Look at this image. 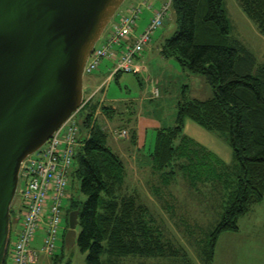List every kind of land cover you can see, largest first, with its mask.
Returning <instances> with one entry per match:
<instances>
[{
  "label": "trees",
  "instance_id": "16d2710c",
  "mask_svg": "<svg viewBox=\"0 0 264 264\" xmlns=\"http://www.w3.org/2000/svg\"><path fill=\"white\" fill-rule=\"evenodd\" d=\"M236 1L264 34V0ZM171 10L176 32L163 42L160 55L203 76L214 96L179 102L174 126L156 132L148 159L151 173L164 181L180 173L193 192L199 184L220 190L221 215L199 253L202 264H213L218 238L238 232V221L264 198V66L257 67L254 56L231 38L223 0H171ZM92 99L82 108L87 113L70 173L86 197L82 206L72 204L69 211H79L76 246L86 253V264L175 256L178 252L167 248L145 220L148 208L137 194H126L125 162L111 149L109 134L96 119L97 110L112 119V107ZM185 120L223 139L232 152L231 164L183 136ZM130 139L135 140L133 133Z\"/></svg>",
  "mask_w": 264,
  "mask_h": 264
},
{
  "label": "rangeland",
  "instance_id": "374dc122",
  "mask_svg": "<svg viewBox=\"0 0 264 264\" xmlns=\"http://www.w3.org/2000/svg\"><path fill=\"white\" fill-rule=\"evenodd\" d=\"M128 3L129 0H125L119 8L118 15L112 19L103 37L108 35L113 23L117 21L119 14L125 10ZM223 5L230 25L231 38L254 56L257 67L264 66V34L260 33L244 14L236 0H223ZM141 19H143V14ZM138 23L140 29L141 20ZM176 27L174 14L170 10L162 28L152 35L153 52L143 55L145 71L138 75L120 73L115 78L116 80L111 79L106 84L103 91L98 92V95L95 94V99L103 98L106 101L103 104L113 105L115 112L118 113L112 119L105 117L107 121L104 118L98 120L100 126L109 134L110 139L113 132L120 130L129 132L125 126L130 115L128 113L123 115L125 103L131 102V112H135L138 118L153 120L160 123L162 128H168L173 127L178 113V104L183 99L205 101L213 98V90L206 84L203 76L191 74L183 69L176 59H165L158 53L159 43L171 38L176 32ZM112 68V62L102 60L92 76H99L103 83L107 80ZM89 77L91 75L84 76L85 84ZM153 86L159 90V97L156 99H153L151 94ZM91 92L90 90L85 92V100ZM82 108L81 111L79 110L80 113L78 111L75 114L79 128L82 127L87 113V110ZM209 135L217 138L211 133ZM110 139L111 149L121 156L115 144L123 140L114 141L112 144ZM154 139V131L148 128L145 151H140L139 155L132 151L130 156H128V151L123 154V158L121 156L127 169L125 192L126 194H137L139 201L148 208L145 220L155 231V235H158L167 248L171 246L172 250L178 253L168 259L121 258L119 264H184L185 261H189L190 264H202L199 253L205 244L207 231L215 225L222 211L219 206L220 190L214 189L212 185L199 184L195 188L198 192H193L180 173L175 174L173 181L169 178L168 181H164L163 177L153 175L150 163L148 164V154L153 148ZM215 140L217 141L214 143L211 142L212 140L205 143L206 147L214 150L227 165H230L232 161L230 148L222 141L223 139ZM138 158L142 160L139 161ZM156 191L161 193L160 198H157ZM85 200L86 197L80 190V181L70 176L67 197L62 208L63 221L56 244V254L52 257L42 254L36 264H86V253L81 252L76 245L68 248L64 242L68 229L66 215L70 213L72 204L82 206ZM19 207L16 195L11 206L10 245L15 241L17 229H19L17 220ZM252 210L238 221L240 228L238 232L224 233L218 238L213 264H264V198ZM76 232L78 234V228ZM42 237L43 231L38 230L33 239L34 249L39 250ZM182 250L185 252L184 255Z\"/></svg>",
  "mask_w": 264,
  "mask_h": 264
},
{
  "label": "water",
  "instance_id": "95a60500",
  "mask_svg": "<svg viewBox=\"0 0 264 264\" xmlns=\"http://www.w3.org/2000/svg\"><path fill=\"white\" fill-rule=\"evenodd\" d=\"M124 2L0 0V264L20 165L82 108L84 68ZM78 214H68V248Z\"/></svg>",
  "mask_w": 264,
  "mask_h": 264
},
{
  "label": "built area",
  "instance_id": "2783aa9c",
  "mask_svg": "<svg viewBox=\"0 0 264 264\" xmlns=\"http://www.w3.org/2000/svg\"><path fill=\"white\" fill-rule=\"evenodd\" d=\"M150 9L151 5L147 0L127 5L113 23L108 35H102L97 42L84 68V76L93 74L102 60L111 61L113 68L95 93L103 91L106 84L119 73L138 75L145 71L140 58L150 45L153 33L162 28L171 10V0L153 10L144 29L136 33L137 23L144 10ZM117 15L118 12L115 16ZM151 94L156 99L159 97V90L153 86ZM89 100L90 98L84 99L83 106ZM75 114L68 118L42 148L20 165L16 192L20 204L17 214L19 229L11 245L7 264H36L40 255L52 257L56 252L69 176L79 147L80 128ZM112 135L116 140L128 138L125 130L113 132ZM38 230L43 231V237L39 250H36L32 244Z\"/></svg>",
  "mask_w": 264,
  "mask_h": 264
},
{
  "label": "crops",
  "instance_id": "0c3cea01",
  "mask_svg": "<svg viewBox=\"0 0 264 264\" xmlns=\"http://www.w3.org/2000/svg\"><path fill=\"white\" fill-rule=\"evenodd\" d=\"M145 0H129V3L127 5H131V4H137V3H141ZM148 3L151 5V9L150 10H144L143 12V19L140 18L141 20V26H140V29H139V23L136 27V30L135 32L136 33H139L141 32L145 25L147 24L148 20L150 19L151 17V14H152V11L157 9L161 4H163L166 0H147ZM142 17V16H141ZM171 18V17H170ZM167 19V18H166ZM168 21V20H166ZM162 41L159 43V48H158V53L160 54V48L162 46ZM153 43L151 41L150 45L144 50V52L142 53V56L140 58V62L143 63L144 61V53H152L153 52ZM105 61H108V60H105ZM111 62V61H110ZM102 81H100L99 79V76H92L91 74V77H89L87 79V84H85L84 82V85H83V92L85 94V92H91V94L89 93L88 94V97H86V100L87 99H91L93 98L92 100L96 103H105L106 101L100 97V99H95V92L101 87L102 85ZM98 95V93H97ZM84 99H85V95H84ZM126 106H125V110L123 112V115L125 113H128V115H130L129 119L126 121V126L125 128L129 131V137L127 138V140H123L122 142L120 143H116V150L118 152L121 153V156L122 158L124 157L123 154H126L128 151H129V154L128 156H130V152H134L139 155V152L140 151H145V146H146V138H147V130L148 128L151 129L152 131H154V134L156 136V132L160 129H164L162 128L161 124L156 122V121H153V120H148V119H142V118H138L136 115H135V112H131L132 110L130 109L131 107V102L129 103H125ZM105 105V104H104ZM113 106V105H112ZM111 106V107H112ZM99 108H100V105H99ZM112 115L115 116L117 115L118 113L115 112V108L112 107ZM110 119L109 117H107L103 112H101L100 110H97L96 111V119L97 121L100 119V118H104L106 120V118ZM122 119V117L120 118ZM107 121V120H106ZM121 121V120H120ZM175 123V121H174ZM174 126V124H173ZM103 128V127H102ZM166 128V127H165ZM168 128H171V127H168ZM134 134V138L135 140L132 141L130 139V134ZM210 133L205 131L204 129H202L201 127H199L198 125H196L195 123H193L192 121L190 120H185L184 121V126H183V136H185L187 139L195 142L196 144H198L199 146L203 147L204 149H206L207 151H209L210 153H212L213 155H215L218 159H220L224 164H226L218 155L217 153L214 151V150H210L206 147L205 143L209 142L210 140H212L211 142L214 143V141H217L215 139L218 138V140L220 139L219 137H216L215 138L214 136H210L209 135ZM212 134V133H211ZM209 135V136H208ZM214 135V134H212ZM211 137V138H210ZM110 139V138H109ZM214 139V140H213ZM155 140V139H154ZM222 140V139H220ZM111 143L113 144V142L117 141L113 135H111V139H110ZM126 141V142H125ZM224 143H226L224 140H222ZM219 143V142H218ZM214 144H213V148H214ZM150 153V152H149ZM231 155H232V152H231ZM129 158V157H128ZM139 161H141L142 159L141 158H138ZM149 160V159H148ZM232 162V161H231ZM147 164V163H146ZM145 164V165H146ZM149 164V162H148ZM231 164V163H230ZM227 165V164H226ZM253 211V210H252ZM251 211V212H252ZM242 219V218H241ZM240 219V220H241ZM240 229V228H239ZM56 254V253H55ZM54 254V255H55ZM214 258H215V255H214ZM213 263H214V260H213Z\"/></svg>",
  "mask_w": 264,
  "mask_h": 264
},
{
  "label": "bare ground",
  "instance_id": "6f19581e",
  "mask_svg": "<svg viewBox=\"0 0 264 264\" xmlns=\"http://www.w3.org/2000/svg\"><path fill=\"white\" fill-rule=\"evenodd\" d=\"M19 223V222H18ZM62 229H64V228H62ZM18 230V229H17ZM11 244V243H10Z\"/></svg>",
  "mask_w": 264,
  "mask_h": 264
}]
</instances>
